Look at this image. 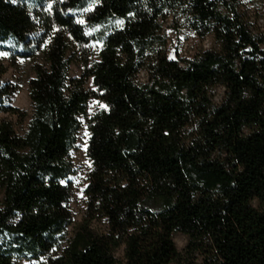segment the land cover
<instances>
[{"label":"trees","instance_id":"1","mask_svg":"<svg viewBox=\"0 0 264 264\" xmlns=\"http://www.w3.org/2000/svg\"><path fill=\"white\" fill-rule=\"evenodd\" d=\"M263 19L264 0H0V53L33 73L19 134L0 63V264H264ZM182 28L210 46L169 58Z\"/></svg>","mask_w":264,"mask_h":264},{"label":"rangeland","instance_id":"2","mask_svg":"<svg viewBox=\"0 0 264 264\" xmlns=\"http://www.w3.org/2000/svg\"><path fill=\"white\" fill-rule=\"evenodd\" d=\"M264 26V19L260 21ZM167 35H169L168 44H167V54L169 58L177 55L178 57L185 58L187 56L193 55L198 49L208 48L211 44V40L204 39L200 41L192 32L188 29L182 28L179 32L167 30ZM4 52L0 53V63L5 65L6 72L1 77L2 83H9L16 87V92H14L9 97V105L17 109H21L25 112V118H18L16 116L8 117L6 113L0 114V119L8 117L12 121L14 129L16 132L23 133L26 129V126L30 120L31 115V101L28 97V86L27 80L33 76L31 65L29 61H14L13 58L3 55ZM70 76L79 77L81 74V69L76 65H71L70 67ZM88 85H90L88 83ZM222 93V88L219 87L216 90L218 95L216 99H219ZM93 111V106L90 110V113ZM88 130L85 126H82V129L77 137V142L75 148L70 153L71 162L74 165V173L70 176L72 181V196L69 201V207L72 212V223L79 222L87 216L88 210V198L85 188L88 183V174L91 170V161L88 159L87 155V142ZM92 225L95 228H104L103 223L93 221ZM72 229V225L67 229L68 234ZM186 241V237L182 234H175L174 243L177 250L181 249ZM18 264H29L27 260L19 261Z\"/></svg>","mask_w":264,"mask_h":264},{"label":"snow or ice","instance_id":"3","mask_svg":"<svg viewBox=\"0 0 264 264\" xmlns=\"http://www.w3.org/2000/svg\"><path fill=\"white\" fill-rule=\"evenodd\" d=\"M88 9H85L84 11H87ZM81 23H83V21H81ZM3 55H7L6 53H4ZM101 107H106L104 105H101Z\"/></svg>","mask_w":264,"mask_h":264}]
</instances>
